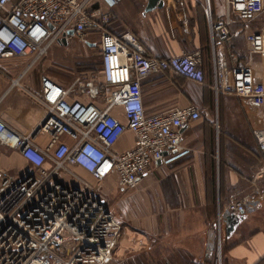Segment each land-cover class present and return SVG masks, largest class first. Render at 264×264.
<instances>
[{
  "label": "built area",
  "instance_id": "1",
  "mask_svg": "<svg viewBox=\"0 0 264 264\" xmlns=\"http://www.w3.org/2000/svg\"><path fill=\"white\" fill-rule=\"evenodd\" d=\"M123 1L0 0V63L14 72L23 68L10 90L25 89L28 73L56 43L68 45L74 38L97 49L99 57L98 71L79 75L68 86L37 77L45 115L32 134L22 135L0 119V144L17 151L30 167L0 191V264H113L123 224L100 200L104 186L134 189L160 160L170 163L189 152L182 146L184 131L201 118V110L191 105L149 115L142 85L166 72L207 84L202 55L157 58L134 33H112L115 9ZM205 3L215 51L210 88L216 97L256 107L253 137L264 156V25L251 26L264 14V0H224L220 20L213 19L212 0ZM236 24L245 33L249 56L260 57L259 71L235 54L229 63L219 50L232 41ZM70 97L76 101L68 102ZM127 132L135 137L133 147L115 152ZM39 136L49 138L45 148L35 144ZM262 178L264 166L256 180ZM227 208V220L249 211L243 200ZM227 220L218 217L219 242Z\"/></svg>",
  "mask_w": 264,
  "mask_h": 264
},
{
  "label": "crops",
  "instance_id": "2",
  "mask_svg": "<svg viewBox=\"0 0 264 264\" xmlns=\"http://www.w3.org/2000/svg\"><path fill=\"white\" fill-rule=\"evenodd\" d=\"M147 5L148 0L121 2L115 9L117 21L112 33L133 32L147 53L157 58L200 52L209 80L207 84H196L166 72L143 82L147 114L193 105L201 110L202 116L184 131L182 146L189 150L188 154L170 163L161 162L140 180L132 189L136 191V210L122 206L123 210L120 208L114 212L123 224V233L113 264H217L219 246L225 251L221 264H260L264 260V178L256 180V176L257 170L264 165V156L256 145L253 131L252 138L248 141L241 139L243 143L237 141V145L232 142L233 133L227 132L223 152L227 156H237L238 164L226 166L222 175L218 172L215 156L219 154V143L213 137V145L206 131L209 125L210 129L213 125L219 126V117L208 115L215 51L206 3L201 0H165L162 8L146 13ZM213 12V19L220 20L225 8L223 13L215 9ZM233 31L232 41L219 50L229 63L230 54H235L254 66V56L250 57L247 52L242 27L236 24ZM255 68L259 71L258 67ZM17 76L18 72L8 68L6 63H0V119L16 132L29 135L42 121L45 107L38 99L37 78L26 83L25 89L10 90L11 81ZM219 97L224 101L234 98ZM75 101L73 97L68 99V102ZM238 105L256 120L252 125L254 130L259 122V111L251 102L239 101ZM231 107H234L231 102H223L222 110L227 112ZM115 115L124 121L120 109L115 110ZM134 140V135L127 132L114 151L132 148ZM63 141L71 143L68 137ZM48 143L47 136L35 140V144L42 148ZM29 169L17 151L0 144V191L13 180L21 179ZM78 173L95 182L92 176L82 171ZM221 186L226 189L221 190ZM236 200L245 201L249 211L245 217L234 218L230 223L227 207ZM129 203L131 206L132 202ZM220 214L227 223L219 242L217 220ZM244 225L247 227L241 230Z\"/></svg>",
  "mask_w": 264,
  "mask_h": 264
},
{
  "label": "rangeland",
  "instance_id": "3",
  "mask_svg": "<svg viewBox=\"0 0 264 264\" xmlns=\"http://www.w3.org/2000/svg\"><path fill=\"white\" fill-rule=\"evenodd\" d=\"M205 2V0H201ZM213 9L216 12L224 11V0H212ZM264 25V14L255 20L251 26L259 27ZM131 32V31H129ZM133 33V32H132ZM253 64L258 69H261L260 57L255 55L253 58ZM21 72L23 68L19 66L15 68V72ZM99 70V57L98 50L92 47H88L82 43H78L76 39H71L68 45H63L60 43L54 44L48 51V55L43 58L37 66H35L30 73H28L26 83L35 81L39 75H47L58 81L63 85H70L81 73L83 72H94ZM223 102H231V105L234 107L228 108V111H223ZM219 103L220 108L218 107ZM239 100L234 98H226L224 101L223 97L217 98L210 91V107L208 110V115H211L212 118L219 117L218 124L219 128L213 125L210 129V125L206 127L210 138V142L214 145L213 140L215 137L219 143V154L215 155L217 157V169L220 174L223 175L225 172V167H233L236 165L237 156H227L226 152H223L222 146L224 142V135L227 132L233 133V144L237 145L243 143L242 140L248 141L251 137L253 131V124L255 119L249 116V112H243L242 107L238 105ZM228 107V104L224 105ZM220 109V110H219ZM231 128V129H230ZM242 139V140H241ZM232 144V143H230ZM240 146V145H239ZM218 147V144H217ZM241 147V146H240ZM218 151V149H217ZM232 153V152H231ZM233 154V153H232ZM235 158V159H234ZM233 160V161H232ZM238 164V163H237ZM260 166V165H259ZM264 166V165H263ZM263 166H260L263 167ZM259 168V169H260ZM257 170V172L259 171ZM221 186V190H224ZM142 196V195H141ZM101 201H105V204L109 211L114 213L116 210H120L122 206L128 207V210H136L137 200H136V191L132 189H122L119 186L112 184H106L103 188V193L99 196ZM131 203V206L129 205ZM130 207V209H129ZM121 210H123L121 208ZM257 215L254 216L256 218ZM242 227L241 230H244ZM218 261L217 264H221V261L224 257L225 251L218 247ZM222 258V259H221Z\"/></svg>",
  "mask_w": 264,
  "mask_h": 264
},
{
  "label": "water",
  "instance_id": "4",
  "mask_svg": "<svg viewBox=\"0 0 264 264\" xmlns=\"http://www.w3.org/2000/svg\"><path fill=\"white\" fill-rule=\"evenodd\" d=\"M178 1V0H176ZM165 0H148V5L146 7V13L151 12L153 10H155L156 8H162L164 6ZM70 34L72 35V32H70ZM65 45H67L65 43ZM161 163V160L158 162V164ZM234 218L230 219V223H232Z\"/></svg>",
  "mask_w": 264,
  "mask_h": 264
},
{
  "label": "trees",
  "instance_id": "5",
  "mask_svg": "<svg viewBox=\"0 0 264 264\" xmlns=\"http://www.w3.org/2000/svg\"><path fill=\"white\" fill-rule=\"evenodd\" d=\"M202 68H203V70H204V67L202 66ZM204 72H205V70H204ZM87 73H89V72H83V73H81V75H83V74H87ZM205 74H206V80H207V82H208V80H209V75H207V73L205 72ZM210 85V84H209ZM260 264H264V260H262V262L260 263Z\"/></svg>",
  "mask_w": 264,
  "mask_h": 264
}]
</instances>
